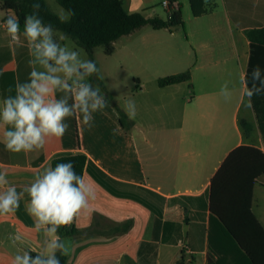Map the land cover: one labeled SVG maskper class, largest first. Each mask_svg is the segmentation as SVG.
<instances>
[{
	"label": "crops",
	"instance_id": "1",
	"mask_svg": "<svg viewBox=\"0 0 264 264\" xmlns=\"http://www.w3.org/2000/svg\"><path fill=\"white\" fill-rule=\"evenodd\" d=\"M122 1L124 9L133 13L148 0ZM175 5L180 9L179 0ZM203 9L201 15L193 16L186 39L174 35L184 27L182 21V26L172 30H154L165 35L119 38L110 55L121 43L117 60L97 57L93 51L105 77L100 80L103 87L99 86L108 103L93 114L91 128L79 117H69L61 139H50L41 150L12 153L4 147V127L0 126V171L7 173L6 179L18 192L56 155L81 153L111 179L147 189L165 200L155 203L160 209L156 216L136 201L112 196L85 170L82 175L94 187L96 199L70 228L82 230L96 222L100 233L62 236L72 238L66 264L207 263L206 206L212 177L236 147L249 145L264 151L254 112L244 106L239 85L249 60L245 31L264 27V0H203ZM4 14L3 18L13 15ZM22 31L16 43L0 29V99L9 94L10 86L14 94L15 84L26 81L31 71ZM186 44L190 49L186 50ZM187 71L186 82L157 84L160 78ZM225 81H231L230 88H234L227 102L220 95ZM94 84H98L95 78ZM129 98L135 101L137 114L130 126L123 127L116 108L125 113L123 105ZM240 120L250 125L246 136ZM258 189L264 190V185H254L253 199ZM27 199L25 195L14 213L0 215V264H11L19 249L33 254L42 250L44 238L35 231ZM127 221L132 222L127 232L103 234L110 225ZM15 234L21 240L14 246L9 236Z\"/></svg>",
	"mask_w": 264,
	"mask_h": 264
},
{
	"label": "clouds",
	"instance_id": "2",
	"mask_svg": "<svg viewBox=\"0 0 264 264\" xmlns=\"http://www.w3.org/2000/svg\"><path fill=\"white\" fill-rule=\"evenodd\" d=\"M32 9L25 15L22 31L31 57V71L26 81L15 84L14 94L10 86L9 94L0 99L2 142L12 153L41 150L50 139H61L68 130L69 117H79L83 125L91 128L93 114L108 103L99 84L91 79H105L97 63L83 58L82 50L62 43L67 37L58 36L51 23H44L39 3H34ZM56 15L61 23H68L74 11L57 6ZM3 24L11 41L19 43V18L7 15ZM230 84L231 81H225L220 89L226 102L233 95ZM239 85L244 106L250 107L252 97L264 94V72L259 66L254 67L249 81L245 71ZM123 110L130 120L135 119L137 106L133 99L124 102ZM6 176V172L0 171V215L14 213L27 195L26 210L35 222V231L44 238L42 250L36 255L19 249L11 264H61L59 257L72 250V238L62 237L60 229L70 228L89 210L90 201L96 199L94 187L76 173L72 162L45 167L19 192ZM9 239L15 246L21 236L15 234Z\"/></svg>",
	"mask_w": 264,
	"mask_h": 264
},
{
	"label": "trees",
	"instance_id": "3",
	"mask_svg": "<svg viewBox=\"0 0 264 264\" xmlns=\"http://www.w3.org/2000/svg\"><path fill=\"white\" fill-rule=\"evenodd\" d=\"M175 3L176 0H169ZM64 9H72L74 15L70 22L61 23L58 17L46 6L44 0H0V10L11 12L19 18L23 29L26 14L33 11L32 5L39 3V15L45 24L70 37L94 60L93 51L102 47L105 55L114 51L113 43L130 35L145 26L153 30H172L182 26L181 10L172 5L168 8L167 19L158 16L145 17L140 12L128 13L122 0H56ZM193 16L204 12L203 0H188ZM245 35L249 41V60L246 72L251 81L252 69L259 66L264 72V27L248 29ZM96 80V79H95ZM189 80V72L166 76L158 79L159 87L178 84ZM96 82L103 87L100 80ZM251 107L258 129L264 141V94L252 97ZM119 123L123 127L131 125L125 113L116 108ZM244 136L250 130L245 120L239 121ZM72 162L77 174L86 170L92 178L108 193L117 198H126L142 204L160 215L155 203H164V198L155 193L133 185L115 181L95 167L81 153L56 155L50 165ZM256 183L264 185V151L253 146L241 145L226 156L215 175L212 177L207 193L208 230H207V263L206 264H264V226L252 212L253 189ZM91 227L77 230L61 228V236H88L99 234ZM131 221L110 225L103 231L105 235L127 232ZM32 255H36L33 254ZM61 264H66V256H60ZM177 264H183L179 260Z\"/></svg>",
	"mask_w": 264,
	"mask_h": 264
},
{
	"label": "rangeland",
	"instance_id": "4",
	"mask_svg": "<svg viewBox=\"0 0 264 264\" xmlns=\"http://www.w3.org/2000/svg\"><path fill=\"white\" fill-rule=\"evenodd\" d=\"M44 1L46 3L47 8L53 14L56 15L57 6H59L57 4L56 0H44ZM216 1L218 2V0H216ZM162 2H163V0H148L147 3L142 4L136 10H137V12L142 13L145 17L158 16V17L165 20V19H167V16H168V9L163 7ZM179 6H180V10H181V18H182V21L184 23V27L178 28L174 32V35L178 36L180 39H186V37L188 36V32H190V30H191V27H192L191 23H193L194 17L191 13V9L188 5L187 0H179ZM4 16H5L4 11L0 10V20L4 19L3 18ZM152 34L165 35L166 33L164 31H154L149 26H145V27L141 28L140 30L130 34L131 35L130 37L139 38L142 35H152ZM57 35L59 36V35H63V34L60 32H57ZM66 37L67 38L65 40H63L62 43L68 44L70 46H73L77 49L82 50L81 56L83 58L89 59L88 54L82 48L78 47L70 37H68V36H66ZM120 45H121V43H117L116 52L112 56L105 55L102 47H96L94 49V52H95V55L97 57L102 56V57H105L106 59L114 61V60L119 59V53H121V50L119 49ZM188 49H190V48L186 44V50H188ZM94 78L95 77L91 78L93 83H94ZM106 97H108V96H106ZM260 191H264V190L258 189V190H256V192L254 194L253 212L261 222H264V214H262V211H264V194H259Z\"/></svg>",
	"mask_w": 264,
	"mask_h": 264
},
{
	"label": "built area",
	"instance_id": "5",
	"mask_svg": "<svg viewBox=\"0 0 264 264\" xmlns=\"http://www.w3.org/2000/svg\"><path fill=\"white\" fill-rule=\"evenodd\" d=\"M162 5L164 8L168 9L171 5L176 8L175 3H170L169 0H163ZM0 29L6 30L5 26L3 24V19L0 20ZM11 40V39H10Z\"/></svg>",
	"mask_w": 264,
	"mask_h": 264
}]
</instances>
